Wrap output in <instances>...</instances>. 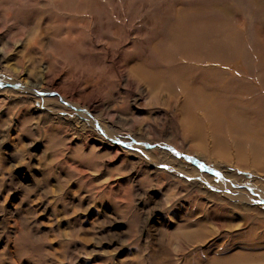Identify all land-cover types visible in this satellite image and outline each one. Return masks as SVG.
<instances>
[{
    "label": "rangeland",
    "instance_id": "obj_1",
    "mask_svg": "<svg viewBox=\"0 0 264 264\" xmlns=\"http://www.w3.org/2000/svg\"><path fill=\"white\" fill-rule=\"evenodd\" d=\"M263 76L264 0H0V264H264Z\"/></svg>",
    "mask_w": 264,
    "mask_h": 264
},
{
    "label": "bare ground",
    "instance_id": "obj_2",
    "mask_svg": "<svg viewBox=\"0 0 264 264\" xmlns=\"http://www.w3.org/2000/svg\"><path fill=\"white\" fill-rule=\"evenodd\" d=\"M219 30H220V29H219ZM216 31H217V30H216ZM182 35H183V34H182ZM203 35H204V34H203ZM201 37H202V36H201ZM202 38H203V37H202ZM190 40H191V39H190ZM222 40H223V39H222ZM183 41H184V40H183ZM183 41H182V42H183ZM186 41H187L186 43H188V40H186ZM191 41H192V40H191ZM199 41H200V40H199ZM223 42H224V41H223ZM186 43H185V44H186ZM191 43H192V42H191ZM191 43H190V44H191ZM213 43H214V41H213ZM218 43H220V42H218ZM185 44H184V42H183V44H179V45H178V48H177V47H176V48H177V49H182V50H184L183 48L186 46ZM190 44H189V46H190ZM194 44H195V43H194ZM194 44H193V45H194ZM206 44H207V43H206ZM216 44H217V43H216ZM219 45H220V44H219ZM221 45L223 46L222 43H221ZM221 45H220V46H221ZM191 46H192V45H191ZM205 46H206V45H205ZM215 46H216V45H215ZM215 46L213 45V47H212L211 45H209V47H212V48H214ZM220 46H219V47H220ZM238 47H239V46H237V48H238ZM174 48H175V46H174ZM174 48H173V49H174ZM176 48H175V49H176ZM188 48H189V47L187 46L185 49H188ZM220 48H221V47H220ZM215 49H216V48H215ZM215 49H214V50H215ZM239 49H240V48H239ZM199 50H200V49H199ZM212 50H213V49H212ZM194 51H195V50H194ZM194 51H193V52H194ZM210 51H211V49H210ZM197 52H198V51H197ZM181 53H182V51L180 50V54H179V55H181ZM189 54H190V53H189ZM221 54H222V53H221ZM184 55H187V57H188V54H185V53H184ZM208 55H209V53H208ZM211 56H213V55L211 54ZM182 57H183V56H182ZM201 57H202V56H201ZM209 57H210V55H209ZM221 58H222V56H221ZM224 58H225V57H224ZM199 59H200V58H199ZM201 59H202V58H201ZM207 60H208V59H207ZM219 60H220V59H219ZM209 61H210V60H209ZM212 61H213V60H212ZM219 62H220V61H219ZM139 72H140V71H139ZM141 73H143V74H141V75H143L144 79H145L146 81H148V83L152 84V87H160L161 85H163V86H167V87H170V86L172 85V81H171V80H169V79L166 80V78H164V79H163V78H162V79L157 78L158 76L156 75V73H155L154 75H153L151 72H150V73H148V72H145V73H144V72H141ZM155 75H156V76H155ZM261 76H262V75H261ZM203 77H204V76H203ZM203 77H202L201 79H203ZM177 78H179V79H177V80L180 81V83H182V82H181L182 78H181L180 76H178ZM205 79H206V78H205ZM261 80H262V79H261ZM261 80H260V81H261ZM263 80H264V76H263ZM263 80H262V82H263ZM182 81H183V80H182ZM194 81H195V80H194ZM206 81H209L208 78H207ZM52 82H53V81H52ZM163 82H164V83H163ZM189 82H190V81H189ZM243 83H244V82H243ZM182 84L184 85V86L181 85L182 87H185V86H186V84H184V82H183ZM193 84H194V83H193ZM206 84H208V83H206ZM206 84H205V85H206ZM244 84H245V83H244ZM154 85H155V86H154ZM189 85H190V84H189ZM199 85H201V83H200ZM245 85H246V84H245ZM245 85H243V86H245ZM247 85H248V84H247ZM247 85H246V87H247ZM42 86H43V85H42ZM220 86H221V85H220ZM227 86H228V85H227ZM189 87H190V86H189ZM212 87H214V86H212ZM246 87H245V88L243 87V88H244V91H246ZM250 87H252V85H250ZM192 88H193V87H192ZM213 89H214V88H213ZM231 89H232V88H231ZM241 89H242V86H241ZM247 90H248V91H246V92L249 93V90H250V89H249V86L247 87ZM251 90H253V88H251ZM193 91H194V92H193L192 95H191V94L189 93V92H191V91H188V90H187V92H188V93L190 94V96L192 97V98H189V97H188L189 94H188L187 97L189 98V103H190L192 100H193L192 103H196V102L198 103L199 100H205V98H202V99H201L200 96L197 94V92L200 93L199 91H197V92H196V90H193ZM221 91H222V90H221ZM221 91H220V92H221ZM232 91H234V89H233ZM240 91H241V90H240ZM242 91H243V90H242ZM234 92H236V91H234ZM194 93H196V94H194ZM201 93H202V92H201ZM201 93H200V94H201ZM247 93H246V94H247ZM214 94H215V93H214ZM217 94H219V93L217 92ZM217 94H216V95H217ZM202 95H203V93L201 94V97H202ZM204 95H205V94H204ZM247 95H248V94H247ZM196 96H197V97H196ZM239 96H241V95H239ZM239 96H238V98L240 99ZM244 96H245V95H244ZM203 97H205V96H203ZM218 97H219V96H218ZM188 98H187V99H188ZM199 98H200V99H199ZM206 98H207V95H206ZM213 98H214V97H213ZM236 98H237V97H236ZM258 98H259V97H258ZM218 99H220V98H217V100H218ZM243 99H244V98H242V100H243ZM209 100H210V99H209ZM215 100H216V99H215ZM215 100H214V101H215ZM221 100H222V99H221ZM237 100H238V99H237ZM244 100H246V98H245ZM248 100H249V98H248ZM222 101H223V100H222ZM207 102H208V101H207ZM210 102H211V101H210ZM199 103H200V102H199ZM199 103H198V104H199ZM203 103L205 104V102H203ZM211 103H212V102H211ZM216 103H218V102H216ZM259 103H260V102H259ZM204 104H203V105H204ZM212 104H213V103H212ZM242 104H244L245 106H249V105H251V108H250V109H252V110H256V111L259 112V113H264V108L258 106V104L255 106L254 102H253V103H252L251 101H250L249 103H247V102H246V103L243 102V103H241V105H242ZM203 105H202V106H203ZM206 105H210V103H206V104L204 105V107H205ZM217 105H218V104H217ZM233 105H234V104H233ZM259 105H260V104H259ZM199 107H200V106H199ZM206 107H207V106H206ZM219 107L221 108V106H219ZM234 107H235V106H234ZM236 107H239V106H236ZM236 107H235V108H236ZM241 107H242V106H241ZM249 107H250V106H249ZM207 108H208V107H207ZM207 108H203V107H202L200 110H202V113L205 114V115L207 116V118L210 119V122H211L212 120H213V121L216 120V119H217V116H216V119H214L215 116L212 115V114H213L212 110L210 109V110H211V111H210V110H208ZM212 108H213V107H212ZM235 108H234L233 110H236V109H237V110H236V116H237V117H240V119L243 120V117H242L243 114H244L243 111H241V109H238V108L235 109ZM242 108H243V107H242ZM213 109H214V108H213ZM243 109H244V108H243ZM245 109H246V108H245ZM54 110H55V109H54ZM217 110L219 111V109H217ZM217 110H216V111H217ZM220 110H221V109H220ZM258 110H259V111H258ZM203 111H204V112H203ZM218 111H217V112H218ZM208 112H209V113L211 112L212 114H209ZM234 112H235V111H234ZM234 112H233V114H234ZM253 112H254V111H253ZM257 112H256V114H257ZM259 113H258V114H259ZM218 114H219V113H218ZM218 114H217V115H218ZM248 114H249V113H248ZM258 114H257V115H258ZM223 115H224V114H223ZM229 115H230V114H229ZM231 115H232V114H231ZM262 115H263V114H262ZM262 115H260V116H262ZM224 116H225V115H224ZM232 116H233V115H232ZM244 116H245V115H244ZM247 116H248V115H246V116L244 117V119H246ZM249 116L251 117V115H249ZM229 117H230V116H229ZM254 117H255V116H254ZM254 117H252V120H253ZM263 117H264V116H263ZM225 119H226V117H225ZM232 119H233V118H232ZM232 119H231V120H232ZM247 119H248V118H247ZM229 120H230V119L228 118L227 121H229ZM233 120H234V119H233ZM242 120H241V122L244 123V124H246V123H245L244 121H242ZM85 121H86V120H85ZM260 121H261V120H260ZM221 122H222V121H221ZM221 122H220V123H221ZM73 123H75V125H78V124H80V121H79V119H75V120H73ZM211 123L214 124V122H211ZM218 123H219V122H218ZM223 123H224V121H223ZM216 124H217V123H216ZM227 124H228V123H227ZM229 124H230V122H229ZM240 124H241V123H240ZM247 124L249 125L250 123L248 122ZM247 124H246V125H247ZM195 125H196V124H195ZM199 125H201V123H200ZM199 125H197L194 129L192 128V130H194L195 132L199 131V130L201 129V126H199ZM219 125H222V123L219 124ZM231 125H232V124H231ZM235 125H236V124H235ZM235 125H232V126H235ZM250 125H251V124H250ZM254 125H255V124H254ZM254 125H253V126H254ZM80 126H82V125H80ZM212 126H213V125H212ZM232 126H231V127H232ZM236 126H237V125H236ZM241 126H242V125H241ZM243 126H244V127H249V126H245V125H243ZM255 126H256V125H255ZM210 127H211V126H210ZM257 127H258V126H257ZM227 128H228V127H227ZM254 128H255V127H253V129H254ZM215 129H216V128H215ZM228 129L230 130V128H228ZM233 129L236 130V129H238V128L235 127V128H233ZM245 129H246V128H245ZM255 129H256V128H255ZM231 130H232V129H231ZM247 130H249V128H247ZM247 130H246V131H247ZM251 130H252V128H250V131H251ZM258 130H259V129H258ZM214 131H215V130H214ZM216 131H217V130H216ZM219 131H220V130H219ZM232 131H233V130H232ZM236 131H238V130H236ZM241 131H242V130H241ZM241 131H240V132H241ZM253 131H254V130H253ZM229 132L232 133L231 131H229ZM242 132H243V131H242ZM193 133H194V132H193ZM198 133H199V132H198ZM213 133H214V132H213ZM194 134H195V133H194ZM235 134H236V133H234V131H233V135H235ZM240 134H241V133H240ZM240 134H239V135H240ZM242 134H243V133H242ZM244 134H247V133L244 132ZM252 134H253V133H252ZM256 134H257V133H256ZM195 135L198 137L197 134H195ZM214 135H216V133H215ZM214 135H213V136H214ZM257 135H258V134H257ZM216 136H217V135H216ZM236 136H237V135H236ZM246 136H247V135H246ZM246 136H245V137H246ZM214 137H215V136H214ZM214 137H213V138H214ZM234 137H235V136H233V138H234ZM200 138H201V137H200ZM249 138H250V137H249ZM195 139H196V138H195ZM201 139H202V138H201ZM192 140H193V139H192ZM195 141H196V140H195ZM213 141L215 142V138L213 139ZM218 141H219V140H218ZM218 141H217L216 143H218ZM214 142H213V143H214ZM205 143H206V142H205ZM205 143L202 142V145H200V146L203 147V144H204V146H205ZM213 146H215V145H213ZM211 150H212V149H211ZM214 150H215V149H214ZM217 151H219V150H217ZM170 156H171V155H170ZM163 157H164V156H163ZM226 168H227V167H226ZM227 170H228V169H227ZM228 172H229V171H228ZM227 174H228V173H227ZM255 184H256V183H255ZM201 185H202V184H201ZM201 189H202V188H201ZM238 203H239V202H238ZM241 205H243V204H241ZM237 207H238V206H237ZM244 207H245V206H244Z\"/></svg>",
    "mask_w": 264,
    "mask_h": 264
}]
</instances>
